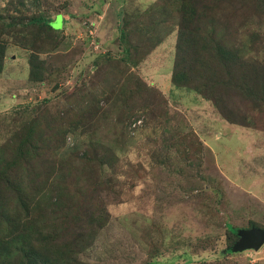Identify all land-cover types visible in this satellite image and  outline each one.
<instances>
[{
  "label": "rangeland",
  "instance_id": "1",
  "mask_svg": "<svg viewBox=\"0 0 264 264\" xmlns=\"http://www.w3.org/2000/svg\"><path fill=\"white\" fill-rule=\"evenodd\" d=\"M182 30L254 71L235 92L175 85ZM0 43L2 159L51 154L15 175L61 186L34 228L49 261L264 264V246L232 251V231L264 229V0H0ZM17 238L4 264H31Z\"/></svg>",
  "mask_w": 264,
  "mask_h": 264
},
{
  "label": "trees",
  "instance_id": "2",
  "mask_svg": "<svg viewBox=\"0 0 264 264\" xmlns=\"http://www.w3.org/2000/svg\"><path fill=\"white\" fill-rule=\"evenodd\" d=\"M46 25L53 28L49 22ZM185 39L184 31L182 30L178 39L177 60L173 74V83L177 86L182 83H193L194 86H189L190 88L199 94L206 95L208 91L213 93V90L211 88L206 90L207 88L201 84L206 82L204 81L206 79L218 77V80L210 82L212 85L217 86V90L223 89L226 92H235L239 90V84H242V81L247 78L246 74L254 71L252 64L244 62L234 50L229 49L228 45L223 42L212 38L204 39L203 45L198 49L192 46L193 42L190 41V38L188 41ZM194 49H198V51L196 52ZM4 57L5 47L0 43V72L3 68ZM227 82L229 83L224 84ZM207 97L215 103L217 108L222 109L221 105L225 101V95ZM233 123L242 124V122L236 120H233ZM56 136L54 144H59V142L65 140V135L61 132L57 133ZM28 143L29 139H25L24 144ZM4 148L0 152V181H3L8 188H0V264H4V258H9L14 253L13 244L19 242L20 240L17 237L23 234L31 238L27 243H24V246L29 247L24 252L28 254L31 264H57L49 261L48 257L39 251V238L34 228L40 221L39 209L41 201L45 200L47 196L46 193L55 190L59 192L61 186L58 187L57 183H54L55 179L51 183V175L48 174L47 170L41 169V167H39L40 173L36 176L44 180L43 183H49L47 191L42 187V182L38 181L35 183L34 180V186L28 191V189H24L15 175L22 168L19 165L22 160L24 164L31 163L33 165L34 161L42 164V162H49L54 156L47 153L27 152L20 148L13 154L11 153L6 160H3L2 157L5 155ZM22 220L25 221L24 225ZM21 227L24 228L23 232L19 231ZM232 232L234 236L238 237L235 230ZM53 240L49 241L52 242ZM69 248L72 249L70 244ZM18 249L23 250L24 248L18 247ZM53 252L51 251L50 254L54 255ZM58 253H63V251Z\"/></svg>",
  "mask_w": 264,
  "mask_h": 264
},
{
  "label": "water",
  "instance_id": "3",
  "mask_svg": "<svg viewBox=\"0 0 264 264\" xmlns=\"http://www.w3.org/2000/svg\"><path fill=\"white\" fill-rule=\"evenodd\" d=\"M237 235L239 240L232 248L235 253L259 250L264 246V229L261 227L253 226L249 229H239Z\"/></svg>",
  "mask_w": 264,
  "mask_h": 264
}]
</instances>
